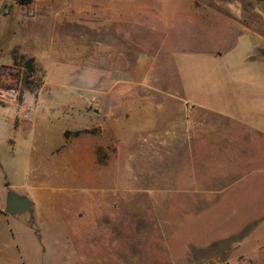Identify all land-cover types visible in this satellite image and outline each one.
<instances>
[{"label":"rangeland","instance_id":"1","mask_svg":"<svg viewBox=\"0 0 264 264\" xmlns=\"http://www.w3.org/2000/svg\"><path fill=\"white\" fill-rule=\"evenodd\" d=\"M250 1L258 9L262 5L264 10V0ZM7 2L10 3L8 13L0 18V33L7 34L0 37L5 44L0 51V64L9 60L14 48H17L15 53L20 62L0 66L1 103L21 101L23 94L37 91L46 98L51 94H83L90 88L93 91L117 90L114 79L88 76L103 73L105 69L86 66L82 35L71 38L67 45L69 50L66 47L62 49L65 39L58 33L44 37L46 43L36 44L47 72L45 74L42 68H36L28 75L22 62L30 57L31 51H24L19 45H14V41H24L29 32L35 33L30 35L34 39L41 21L37 23L27 18L30 12L28 5L17 0ZM77 28L82 30L83 24ZM94 37L91 35L88 39ZM171 37L179 40L178 35ZM52 44L55 48L48 50ZM95 44L100 47L99 40ZM263 63L262 60V67ZM175 75H170L171 79H140L143 82L133 86L130 81L125 90L177 95L185 89L190 91L191 81H195L194 85L200 88L201 94L214 91L234 93L230 84L221 85L219 79L214 82L213 79H177ZM242 78L248 81L264 79V71L247 72ZM7 92H14L15 96L8 98ZM62 101H52L56 105L49 118L43 115L42 110L49 101L40 102L37 139L41 133L49 134L53 142L58 143L59 132L72 127L71 120L60 118V110L66 107ZM155 102L164 103V100ZM166 102L170 120L156 130L155 145L144 139L150 133L138 123L148 120L151 115L154 121L159 122L164 112L155 109L156 112L145 113L137 109L119 133L126 141L121 158H111L109 163H101L98 167L83 160L66 163L54 154L51 158L46 155L42 163L37 164L44 210L39 228L45 239L46 260L56 264L69 259L75 264H228L235 256V247L251 231L258 229L264 221V148L242 149L228 144L258 139L251 122L260 121L264 99L261 105L251 103L254 114L241 117L242 121L215 117L219 125L206 128L203 147L194 149L198 154L193 159L189 158L190 155L185 157L184 151L188 149L180 148L178 101ZM247 102L250 103L249 100ZM6 107L11 110L10 117L14 121L16 109L11 105ZM83 110L74 108L81 122L79 127L85 126ZM74 112L67 116L70 118ZM76 132L74 134L78 135L84 130ZM159 139L164 142H158ZM102 149L97 148L99 161L103 159V151L115 152V147ZM242 156L250 157L245 159ZM12 182L23 184L25 180L20 174ZM4 206L2 204L0 209L3 212L0 213V256L6 252L18 255L20 246L17 245L24 241L23 237H33L26 225L34 227L36 217L33 216V208L7 213ZM234 259L242 264H257L243 260V257Z\"/></svg>","mask_w":264,"mask_h":264},{"label":"crops","instance_id":"2","mask_svg":"<svg viewBox=\"0 0 264 264\" xmlns=\"http://www.w3.org/2000/svg\"><path fill=\"white\" fill-rule=\"evenodd\" d=\"M9 4L7 0H0V18L7 15ZM25 5L30 10L27 18L41 22L34 39L30 35L35 33L29 32L24 41H14V45H19L24 51H31L35 69L42 68L45 74L47 72L36 44L46 43L44 37L56 36L58 33L65 39L62 49L66 47L69 50L67 45L71 43V38L82 35L86 66L105 69L103 73H91L88 76L114 79L117 85L116 91H93L90 88L83 94H51L46 98L37 91L23 94L21 101L4 103H1L0 95V209L2 204L5 205L8 191L12 189L33 201L31 208L36 217V224L32 221L34 227L28 223L26 225L33 237H23L24 241L21 240L17 245L20 246L18 255L4 253L0 256V264H56L45 259V239L39 228L44 210L37 164L42 163L46 155L51 158L54 154L66 163L83 160L98 167L101 163H109L111 158H121L126 141L119 133L137 109L145 113L156 112L155 109L164 112L159 122L154 121L151 115L148 120L138 123L150 133L144 139L155 145L156 130L170 120L166 113L167 100L178 101L180 148L188 149L183 150L187 154L186 158L188 155L189 158H195L198 153L194 149L203 147L206 128L219 125L215 117L242 121L241 117L254 114L251 103L261 105L264 99V79L248 81L242 78L247 72L264 71V10L262 5L259 9L253 6L250 0H30ZM81 23L82 30L77 28ZM6 35L0 33V37ZM91 35L95 37L90 40L88 36ZM171 35H178L179 40L173 39ZM96 40L100 41V47L95 44ZM52 45L47 49L53 50L55 45ZM16 49H12L9 60L0 66L13 63ZM97 52L99 55L96 56ZM173 73L177 79H213V82L219 79L221 85L230 84L234 93L214 91L201 94L200 88L194 85L195 81H191L193 85L190 91L185 89L177 95L125 90L130 81L133 86L140 84V79H171ZM60 99L63 100L62 105L66 106L60 110V118L71 120L72 127L59 132L58 143H54L49 134L41 133L40 139H37L40 102L49 101L42 107L43 115L49 118L56 105L52 101ZM157 100H164V103L157 104ZM8 105L16 109L14 121L10 117L11 110L6 107ZM74 108L77 111L84 109L82 118L85 126L79 127L81 122ZM70 112L74 113L69 118L67 114ZM263 114L264 111L259 113L260 121L256 120L255 124L251 122L258 139L233 141L228 146L264 148ZM81 129L84 132L74 134ZM229 130L232 131L231 128ZM65 132L68 134L65 135ZM161 140L158 142H164ZM108 147H115V152L103 151ZM97 148H103L101 161ZM259 154L262 157V151ZM242 157L247 159L250 156ZM20 174L25 182L13 184L12 181L17 180ZM235 248V256L233 260H228V264H242L234 259L236 257H243L250 263L264 264V221ZM71 261L69 259L57 264H75Z\"/></svg>","mask_w":264,"mask_h":264},{"label":"water","instance_id":"3","mask_svg":"<svg viewBox=\"0 0 264 264\" xmlns=\"http://www.w3.org/2000/svg\"><path fill=\"white\" fill-rule=\"evenodd\" d=\"M5 48V44L0 41V51ZM33 201L25 196H20L12 190H9L5 200L4 211L7 213L21 212L30 209Z\"/></svg>","mask_w":264,"mask_h":264},{"label":"trees","instance_id":"4","mask_svg":"<svg viewBox=\"0 0 264 264\" xmlns=\"http://www.w3.org/2000/svg\"><path fill=\"white\" fill-rule=\"evenodd\" d=\"M19 3H21V4H26V3H28L30 0H17ZM20 58H22V56H20ZM13 61H14V63L15 64H19V60H18V57H17V55L16 54H13ZM32 58L30 57V58H28V59H26L24 62H22L23 63V67L26 69V72H27V74L29 75L30 73H32L34 70H35V68H34V66H33V63H32ZM25 79H26V75H25V77H24ZM79 131H77L76 133H78ZM68 133L67 132H65V135H67Z\"/></svg>","mask_w":264,"mask_h":264},{"label":"built area","instance_id":"5","mask_svg":"<svg viewBox=\"0 0 264 264\" xmlns=\"http://www.w3.org/2000/svg\"><path fill=\"white\" fill-rule=\"evenodd\" d=\"M1 94H2V93H0V95H1ZM6 95H7L8 98H12V97L15 96V93H14V92H13V93L7 92ZM2 96H3V94H2Z\"/></svg>","mask_w":264,"mask_h":264}]
</instances>
